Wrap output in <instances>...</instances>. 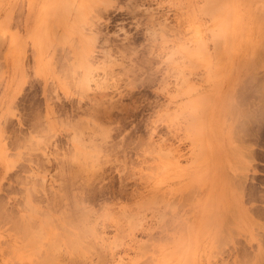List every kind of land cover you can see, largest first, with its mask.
Masks as SVG:
<instances>
[{
    "label": "rangeland",
    "instance_id": "1",
    "mask_svg": "<svg viewBox=\"0 0 264 264\" xmlns=\"http://www.w3.org/2000/svg\"><path fill=\"white\" fill-rule=\"evenodd\" d=\"M49 254L264 264V0H0V264Z\"/></svg>",
    "mask_w": 264,
    "mask_h": 264
},
{
    "label": "bare ground",
    "instance_id": "2",
    "mask_svg": "<svg viewBox=\"0 0 264 264\" xmlns=\"http://www.w3.org/2000/svg\"><path fill=\"white\" fill-rule=\"evenodd\" d=\"M82 86H83V85H82ZM94 105H95V104H94ZM95 109H96V108H95ZM91 110H92V108H91ZM90 116H91V115H90ZM92 119H93V118H92ZM96 145H97V144H96ZM96 148L98 149V147H96ZM96 148H94V149H96ZM99 150H100V149L95 150V151H99ZM93 151H94V150H93ZM95 153H96V152H95ZM95 153H94V154H95ZM97 153H99V152H97ZM77 154H80V153H77ZM82 154H83V153H82ZM94 154H93V155H94ZM88 155H89V154H88ZM91 155H92V154H91ZM91 155H89V156L91 157ZM75 156H76V155H75ZM86 156H87V155H86ZM95 156H96V154H95ZM72 157H74V156H72ZM78 157H80V156H78ZM81 157H83V156H81ZM93 157H94V156H92V158H90V159H94ZM96 157H97V156H96ZM86 158L88 159V156H87ZM73 159L77 160L76 157L73 158ZM81 159H82V158H81ZM75 160H74V162H75ZM79 160H80V159H79ZM82 160H83V159H82ZM85 161H86V160H85ZM85 161H84V162H85ZM92 161H93V160H92ZM92 161H91V164H89V165H93V164H92V163H93ZM74 162H73V164H74ZM89 162H90V161H89ZM94 162H95V159H94ZM79 163H80V161H79ZM83 164H84V163H83ZM85 164L88 165L86 162H85ZM70 165H71V164H70ZM80 165L82 166L81 163H80ZM76 166H79V165H77V164L75 163V167H76ZM93 166H94V165H93ZM95 166H96V164H95ZM95 166H94V168H95ZM79 167H80V166H79ZM84 167H85V166H83V168H84ZM70 168H71V167H70ZM76 168H77V167H76ZM81 168H82V167H81ZM90 168H91V166H90ZM92 168H93V167H92ZM94 168H93V169H94ZM68 169H69V168H68ZM71 169H72V168H71ZM85 169H86V167L84 168V170H85ZM72 170L74 171V172L72 171V173H73V174H74V173L76 174V172H77L76 170H77V169L75 170V169L73 168ZM86 170H87V169H86ZM90 170H92V169H90ZM90 170H89V171H90ZM81 171H82V169H81ZM81 171H78V172H81ZM89 171H88V172H89ZM70 172H71V171H70ZM70 172H69V173H70ZM83 172L85 173V171H83ZM83 172H82V173H83ZM77 174H79V173H77ZM80 174H81V173H80ZM87 174H89V173H87ZM67 175H69V174L67 173ZM89 175H91V174H89ZM89 175H87V176H89ZM69 177H70V175H69ZM77 177H78V175H77ZM77 177H76V178H77ZM80 177H81V175H80ZM85 177H86V174H85ZM72 178H73V177H72ZM78 178H79V177H78ZM81 178H82V177H81ZM67 180H72V179H71V178H69V179L67 178ZM83 180H84V182H85L86 179H83ZM83 180H82V181H83ZM77 181H79V179H78ZM75 182H76V181H75ZM69 183H70V181H69ZM69 183H68V185H69ZM71 183H72V182H71ZM76 183H78V182H76ZM80 183H81V181H80ZM82 183H83V182H82ZM82 183H81V184H82ZM85 183H87V182H85ZM70 186H71V185H70ZM73 186H74V185H73ZM84 186H85V184H84ZM76 187H77V185H76ZM71 188H72V187H71ZM74 189H75V188H74ZM69 191H70V190H69ZM69 191H68V192H69ZM71 191H72V190H71ZM70 193H71V192H70ZM77 193H78V192H77ZM65 195H66V193H65ZM65 195H63V196H65ZM71 195H72V194H71ZM71 195H70V196H71ZM70 196H69V197H70ZM65 197H66V196H65ZM67 197H68V196H67ZM72 197H73V196H72ZM62 198H63V197H62ZM76 198H77V196L75 197V199H74V198H71V201L74 199V200H73L74 202L72 203L73 205H77L78 202L80 201V200L78 199L79 201L77 202ZM58 200H60V199H58ZM61 201H62V199H61ZM57 203H59V202H57ZM66 203H68V202H66ZM54 204H55V202H54ZM54 206H55V205H54ZM62 207H63V206H62ZM77 207H78V205H77ZM80 208H81V207H80ZM65 210H66V209H65ZM77 210H78V209H77ZM80 210H81V209H80ZM34 211H35V210H34ZM70 211H71V210H70ZM67 212H68V211H67ZM72 212H73V210H72ZM74 212H75V211H74ZM78 212H79V211H78ZM83 212H84V211H83ZM85 212H87V211H85ZM10 214H11V213H10ZM62 214H63V213H62ZM85 214H86V213H85ZM85 214L82 215V216L84 217ZM64 215H65V213H64ZM75 215H76V214H75ZM87 216H88V215H86V216H85L84 218H82V219L86 220L85 218H86ZM12 217H14V216H12ZM79 217H81V215H80ZM79 217H78V218H79ZM66 218H67V220L69 219L68 216H67ZM71 218H72V216H71ZM17 219H19V218H16L15 224L17 223ZM12 220H13V219H12ZM69 220H70V219H69ZM78 220H79V219H77V222H78ZM70 221H71L70 223L73 222L72 219H71ZM18 222H19V220H18ZM67 222H68V221H67ZM67 222H66V223H67ZM74 222H76L75 217H74ZM77 222H76V223H77ZM79 223L82 224V223H84V222H81V219H80ZM74 224H75V223H74ZM85 224H86V221H85ZM88 224H89V223H88ZM88 224H87V225H88ZM70 225H71V224H70ZM77 225H78V223H77ZM79 225H80V224H79ZM27 226H28V225H27ZM80 226H82V225H80ZM25 227H26V225H25ZM28 227H30V226H28ZM70 227H71V226H70ZM72 227H75V226H73V224H72ZM76 227L79 228V231H80V230L82 231V230H84V229H85V230L87 229V231L84 230L85 232H83V233H85V234L88 233L89 231L91 232V229H92V228H91V229L89 230V229H88L89 226H88V227H85L84 229H83L82 227H78V226H76ZM77 228H76V229H77ZM81 228H82V229H81ZM23 229H24V228H23ZM74 229H75V228H74ZM30 230H31V229H30ZM77 230H78V229H77ZM23 231L25 232V230H23ZM26 231H27V230H26ZM79 231H78V232H79ZM76 232H77V231H76ZM38 233H39V232H38ZM50 233H51V232H50ZM83 233L81 232L80 234H78V236L75 235V237H74L75 239H73V240L70 241V245L72 246V248L74 249V251H76V249H75V248H76L75 245L78 243L77 241L80 239V238H79V237H80L79 235H82ZM91 233H92V232H91ZM89 234H90V233H89ZM49 235H51V234H49ZM72 235H73V234H72ZM86 236H87V235H86ZM40 237H42V236H40ZM94 237H95V236H94ZM49 238H50V237H49ZM84 238H85V236L83 237V239H84ZM39 240H40V239H39ZM53 240H54V239H53ZM53 240H52L53 243H51V242L49 243V242H48V243H49L48 245H50V246H49L50 249H52V247L55 248V246L57 245V244L55 245V242H56V241H55V240L53 241ZM50 241H51V239H50ZM89 241H91V240H89ZM76 242H77V243H76ZM86 243H87V242H86ZM30 244H31L32 246H34L35 248L37 247L36 244L34 245V243H30ZM30 244H29V245L27 244L26 246L29 247ZM87 244H88V243H87ZM26 246H25V247H26ZM71 246H70V247H71ZM81 246H82V245H81ZM27 247H26V248H27ZM70 247H68V248H70ZM37 248H39V247H37ZM49 248H48V252H49V251L51 252V250H49ZM56 248H57V246H56ZM84 248H85V247H84ZM46 250H47V248H46ZM71 250H72V249H71ZM71 250H70V251H71ZM80 250H82V248H81ZM74 251L72 250V252H74ZM67 252H68V251H67ZM72 252H71V253H72ZM31 253H32V252H31ZM46 253H47V252H46ZM74 254H77V253H74ZM80 254H82V253H80ZM80 254H79V255H80ZM33 255H34V254H33ZM82 255H83V254H82ZM70 256H71V255H70ZM70 256H69V258H70ZM76 256H77V255H76ZM76 256H75V257H76ZM80 256H81V255H80ZM80 256H79V257H80ZM65 257H67V256H65ZM71 257L73 258V256H71ZM77 257H78V256H77ZM45 258H47V262H48V263L54 264V256H50V254H49V257H46V256L44 255V258H43V259H45ZM41 259H42V258H41ZM66 259H68V258H66ZM79 259H80V258H79ZM81 259H82V258H81ZM76 260H77V259H76ZM42 261H43V262H42ZM42 261H41L39 264L46 263V260H42ZM44 261H45V262H44ZM79 261H81V260H79ZM34 262H35V261H34ZM72 262H73V260H72ZM72 262H70V263H72ZM76 262H78V260H77ZM83 262H84V260H83ZM48 263H47V264H48ZM78 263H80V262H78ZM37 264H38V263H37ZM80 264H81V263H80Z\"/></svg>",
    "mask_w": 264,
    "mask_h": 264
}]
</instances>
